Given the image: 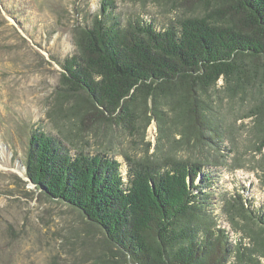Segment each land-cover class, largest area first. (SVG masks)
Wrapping results in <instances>:
<instances>
[{"label": "trees", "instance_id": "trees-1", "mask_svg": "<svg viewBox=\"0 0 264 264\" xmlns=\"http://www.w3.org/2000/svg\"><path fill=\"white\" fill-rule=\"evenodd\" d=\"M194 1L157 30L144 20L121 23L103 0L90 24L73 30L75 50L56 93L61 115L48 114L56 135L39 127L28 139L24 167L35 190L79 211L102 235L104 252L91 264H223L231 254L243 264V251L249 263L258 252L264 258V202L222 194L230 228L211 218L208 200L225 161L216 154L226 140L215 115L223 98L251 122L264 191V0ZM165 116L179 135L174 143ZM139 118L157 121L162 145L140 158L124 154L122 175L109 151L89 150L85 124L131 130Z\"/></svg>", "mask_w": 264, "mask_h": 264}, {"label": "rangeland", "instance_id": "rangeland-1", "mask_svg": "<svg viewBox=\"0 0 264 264\" xmlns=\"http://www.w3.org/2000/svg\"><path fill=\"white\" fill-rule=\"evenodd\" d=\"M102 1L0 0V264H91L104 252L100 232L79 211L44 198L26 182L24 167L32 131L40 127L56 135L48 114L56 119L61 115L55 102L56 93L63 72L61 65L75 50L73 30L89 25L99 14ZM110 1L112 15L121 23L144 20L157 30L196 7L194 0ZM221 84L218 82L217 90ZM221 102L215 115L222 118L227 132L223 147L216 154H222L226 162L217 168L219 178L214 181L217 183L212 186L208 200L211 218L231 228L221 209V195L228 198L230 194L241 193L253 202L262 203L264 191L259 187L258 171L253 168L258 156L254 158L251 146V122L242 118L245 109L225 98ZM144 120L139 118L131 130L109 121L87 120L84 136L89 150L109 151L121 163L125 175L124 154L140 158L148 148L151 155L159 143L157 121L152 119L147 124ZM165 121L174 143L179 139L175 123L168 116ZM164 147L169 151L166 144ZM176 154L186 156L184 150ZM20 169L25 171V178L19 174ZM250 227L257 230L253 224ZM241 254L243 264H264L259 252L253 263L246 261L248 252ZM229 256L223 264H238L233 254Z\"/></svg>", "mask_w": 264, "mask_h": 264}, {"label": "water", "instance_id": "water-1", "mask_svg": "<svg viewBox=\"0 0 264 264\" xmlns=\"http://www.w3.org/2000/svg\"><path fill=\"white\" fill-rule=\"evenodd\" d=\"M25 180L30 186H32L35 189V185L31 182V180L28 177H26Z\"/></svg>", "mask_w": 264, "mask_h": 264}, {"label": "bare ground", "instance_id": "bare-ground-1", "mask_svg": "<svg viewBox=\"0 0 264 264\" xmlns=\"http://www.w3.org/2000/svg\"><path fill=\"white\" fill-rule=\"evenodd\" d=\"M18 172H19V174H20L23 178L26 177V176H25V171H24V170L20 169Z\"/></svg>", "mask_w": 264, "mask_h": 264}]
</instances>
